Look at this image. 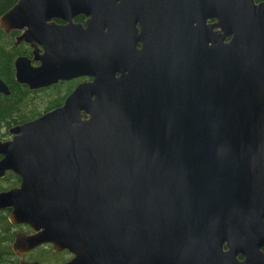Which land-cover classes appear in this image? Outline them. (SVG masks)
I'll list each match as a JSON object with an SVG mask.
<instances>
[{
	"label": "water",
	"instance_id": "1",
	"mask_svg": "<svg viewBox=\"0 0 264 264\" xmlns=\"http://www.w3.org/2000/svg\"><path fill=\"white\" fill-rule=\"evenodd\" d=\"M94 1L109 4L75 24ZM0 26L56 35L42 65L16 60L30 88L95 77L0 143V175L23 178L0 208L35 231L16 254L50 242L74 254L62 264H264V1L18 0Z\"/></svg>",
	"mask_w": 264,
	"mask_h": 264
},
{
	"label": "flooded vegetation",
	"instance_id": "2",
	"mask_svg": "<svg viewBox=\"0 0 264 264\" xmlns=\"http://www.w3.org/2000/svg\"><path fill=\"white\" fill-rule=\"evenodd\" d=\"M264 0H256V3L263 2ZM17 3V2H16ZM16 3L7 8L5 11L0 13V17L11 9ZM90 3V5H88ZM82 4L88 5L86 9L91 11V14L88 15L87 12H81L73 18L75 24H81L82 27L87 28V21L96 13L99 4H109L106 2H84ZM54 22L56 25L65 26L69 22L64 18H54L48 23ZM217 19H211L208 23H216ZM27 27L23 29H12L6 31L2 26H0V71L3 70V55L7 60L13 58V65L8 63L4 65L8 67V70L5 71V75H0V78L6 83L9 88V93L0 91V143L8 142L14 140L15 134L12 133V129L16 126L23 125L27 122H31L35 119L40 118L44 114L62 107L67 98L74 92V90L84 82L94 81V76L90 74H83L69 79H59L56 82H53L49 85L42 86L39 88H30V85L26 83H21L17 80L16 77V60L18 57H27L31 60V64L34 67L42 65L40 56H43L48 53V46L51 45L49 40H56L55 34H48L41 36L43 42L39 40L40 36L37 38L34 35H30L29 42L26 40H19V37L22 36ZM217 30V28H216ZM141 27L137 24V33L140 34ZM33 44H36L35 46ZM52 46V45H51ZM142 41L136 42V48H142ZM50 47V46H49ZM97 54V50H96ZM96 57V56H95ZM15 82L25 89H28L29 100L28 106L25 107L28 111H36L35 115L32 117H27L28 119L18 120L17 118V99L15 94ZM3 109L6 112L3 113ZM8 112L12 114L7 115ZM5 158L4 154L0 153V162ZM45 171H36V173H44ZM32 173V172H31ZM23 178L20 173L16 172L14 169H6L3 175H0V192H7L16 188L21 187ZM14 211L13 207L0 208V240L8 247H10L9 253L17 260L18 264L21 260L25 261H39L42 264H62L74 257L69 250L56 251L54 245L50 242L43 243L36 248L22 254V257L15 253L13 249V244L16 240L18 234L32 235L35 233L30 224L26 222H12L10 219L11 213ZM264 249V247H263ZM38 253H44L51 256V254L56 253L58 258L49 260H43L36 255ZM55 255V254H53Z\"/></svg>",
	"mask_w": 264,
	"mask_h": 264
},
{
	"label": "trees",
	"instance_id": "3",
	"mask_svg": "<svg viewBox=\"0 0 264 264\" xmlns=\"http://www.w3.org/2000/svg\"><path fill=\"white\" fill-rule=\"evenodd\" d=\"M18 0H0V13L5 11L7 8H9L10 6H12L14 3H16ZM13 58L11 60H7V58L5 57V55H3V70L0 71V75H5V71L8 70L7 66L4 65H8V63H10L11 65H13ZM15 88V94H16V99H17V118L18 120L21 119H28L29 117H32L35 115L36 111L32 110V111H28L25 107H27L28 104V100H29V92L28 89L25 87L20 86L19 84H17L15 82L14 85ZM6 112L3 109V113L5 114ZM12 114V112H8L7 115ZM28 117V118H27ZM10 251V247H8L6 244H4L2 242V240H0V264H18L17 260L13 257V255L11 253H9ZM55 254V255H53ZM51 254V256L47 257L48 255H46L45 258H41L39 256H37L40 259L43 260H49L54 258L55 260L58 258V255L56 253Z\"/></svg>",
	"mask_w": 264,
	"mask_h": 264
},
{
	"label": "rangeland",
	"instance_id": "4",
	"mask_svg": "<svg viewBox=\"0 0 264 264\" xmlns=\"http://www.w3.org/2000/svg\"><path fill=\"white\" fill-rule=\"evenodd\" d=\"M37 256H39V257H41V258H45L46 257V254H44V253H38L37 255H36V257Z\"/></svg>",
	"mask_w": 264,
	"mask_h": 264
}]
</instances>
